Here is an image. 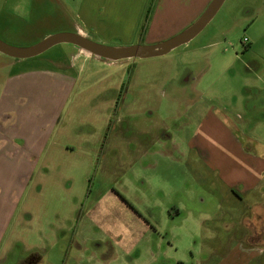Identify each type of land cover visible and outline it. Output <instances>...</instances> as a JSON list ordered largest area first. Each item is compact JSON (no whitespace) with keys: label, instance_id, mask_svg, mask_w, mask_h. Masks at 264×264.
<instances>
[{"label":"rangeland","instance_id":"1","mask_svg":"<svg viewBox=\"0 0 264 264\" xmlns=\"http://www.w3.org/2000/svg\"><path fill=\"white\" fill-rule=\"evenodd\" d=\"M107 1L130 7V15L110 13L103 3L109 27L88 30L92 41L126 47L173 38L146 37L147 10L154 13L160 0ZM89 2L0 0V39L27 48L77 33ZM140 13L132 29L129 19ZM257 62L264 65V0H226L200 34L164 56L109 62L71 44L26 60L0 53L1 128L17 131L23 123L18 133L28 135L34 122L49 137L31 172L14 180L27 188L14 233L40 250L26 253L19 242L4 260L5 242L2 264H25L29 255L34 264H198L206 255L220 262L213 241L231 233L226 224L233 226L230 218L247 204L223 183L241 173L233 161L264 156ZM64 72L75 83H62ZM16 75L40 87L16 95L21 115L6 114V79ZM225 168L223 178L218 171Z\"/></svg>","mask_w":264,"mask_h":264},{"label":"crops","instance_id":"2","mask_svg":"<svg viewBox=\"0 0 264 264\" xmlns=\"http://www.w3.org/2000/svg\"><path fill=\"white\" fill-rule=\"evenodd\" d=\"M196 1L160 0L146 32L147 39L149 41H159V39L175 37L193 25L212 0ZM103 3L110 13L130 15V7H119L118 9V6L112 5L107 0H90L88 5L86 3L84 11L85 18L83 23H85V29L80 27L76 32L88 37L89 31L101 33L103 30H100V26L105 25V27H109V21H103L99 12L100 8L98 7ZM140 12L142 13V10ZM141 13L136 15L135 18L129 19L132 21L129 27L132 26V29L137 27L141 20ZM118 19L120 21L119 27L122 28L123 25L121 23L123 19ZM258 58L262 59V57ZM256 64V70L252 71L254 73L253 76L262 79L264 77V65L258 62ZM34 73L43 75V72L40 73L39 71ZM64 73L66 74H64L65 76H60L62 83H72L73 81L75 83L74 77L69 72ZM22 77L16 75L6 79L7 83L10 84L7 88L9 92H7L6 105H9V107H6V114H9L8 112L11 111L14 113L17 111V114L21 115L19 113L21 106L14 103L16 95H23L24 93L33 94L34 90H40V87L35 89L27 83L21 84L20 80H22ZM256 93L255 95H263L264 90L257 89ZM39 95L40 100L47 101L43 94ZM29 123L31 128L27 132L28 135L18 133V131H25L23 123L18 124L19 127H16L17 131L5 130L7 129L6 124L4 128L0 126V175H5L9 179L7 183L0 184V247L5 242L7 243V252L4 260L8 259L10 250L19 242L23 243L26 253H32L33 249L40 250V248L28 245L26 239L21 237V232L18 231V234L16 233L15 235V226L13 227V224H16V220L21 219L17 216V213L27 189L22 180L20 184L14 180L17 179V175L20 173L26 174L31 172L32 167L35 166L33 158L35 157L36 159V157L42 155L49 141V137L43 134L42 128L38 123ZM31 131L34 134L30 133ZM247 149L250 150L251 148L248 146ZM244 157L243 159L245 160ZM231 166L234 167L233 170H241V173L232 175L233 180L230 182L223 181V184L233 192L236 199L241 202L246 201L247 204H244L246 208L240 216H232L230 218L229 221H234L235 223L233 226L226 224L229 226L228 230H231V233L219 240L213 241L212 252L220 259V262L215 264H264V156L258 154L250 156L246 164L235 160ZM226 170L227 168L224 169V173H221V170H219L218 174H223L222 177L226 178ZM257 201L259 202L257 203ZM253 207L255 208L252 210ZM254 213L256 214L254 215ZM19 222L18 225L21 228L28 227L25 226L26 224L22 220ZM23 263L34 264L30 255L23 260ZM0 264H2V258H0ZM44 264L47 263L44 262ZM198 264L213 263L210 262V255H206Z\"/></svg>","mask_w":264,"mask_h":264},{"label":"water","instance_id":"3","mask_svg":"<svg viewBox=\"0 0 264 264\" xmlns=\"http://www.w3.org/2000/svg\"><path fill=\"white\" fill-rule=\"evenodd\" d=\"M226 0H213L203 15L181 34L152 46L109 47L96 43L81 33H59L46 37L41 42L27 48L15 47L0 39V53L10 58L26 60L35 58L61 44H71L82 51L91 53V56L109 62H118L131 59H146L164 56L176 48L186 45L200 34L213 20Z\"/></svg>","mask_w":264,"mask_h":264},{"label":"trees","instance_id":"4","mask_svg":"<svg viewBox=\"0 0 264 264\" xmlns=\"http://www.w3.org/2000/svg\"><path fill=\"white\" fill-rule=\"evenodd\" d=\"M153 15V7H150L146 13V22L150 21Z\"/></svg>","mask_w":264,"mask_h":264},{"label":"built area","instance_id":"5","mask_svg":"<svg viewBox=\"0 0 264 264\" xmlns=\"http://www.w3.org/2000/svg\"><path fill=\"white\" fill-rule=\"evenodd\" d=\"M244 43H248V39L245 38V39H244Z\"/></svg>","mask_w":264,"mask_h":264},{"label":"bare ground","instance_id":"6","mask_svg":"<svg viewBox=\"0 0 264 264\" xmlns=\"http://www.w3.org/2000/svg\"><path fill=\"white\" fill-rule=\"evenodd\" d=\"M87 52V51H86ZM87 53H89L90 55H91V53L90 52H87Z\"/></svg>","mask_w":264,"mask_h":264}]
</instances>
